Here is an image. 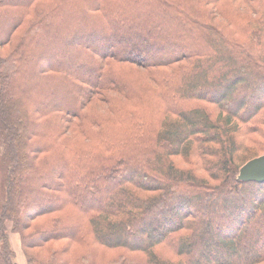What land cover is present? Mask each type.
<instances>
[{"label": "trees", "instance_id": "obj_1", "mask_svg": "<svg viewBox=\"0 0 264 264\" xmlns=\"http://www.w3.org/2000/svg\"><path fill=\"white\" fill-rule=\"evenodd\" d=\"M1 31L0 264L8 220L28 264H264V0H0Z\"/></svg>", "mask_w": 264, "mask_h": 264}, {"label": "rangeland", "instance_id": "obj_2", "mask_svg": "<svg viewBox=\"0 0 264 264\" xmlns=\"http://www.w3.org/2000/svg\"><path fill=\"white\" fill-rule=\"evenodd\" d=\"M4 29V28H3ZM89 28L86 26V29H83L82 33L85 35V40L87 41H90L92 45H96L98 46V43L100 44L102 41H104V39H106L107 37L104 35V34H98L97 37H92V36H89ZM137 34H140L143 36V32H142V29L140 28H137ZM2 31L0 32V38L2 37ZM106 34V32H105ZM77 35V34H76ZM100 35H102V37H100ZM137 37H139L137 35ZM97 38V39H96ZM134 44H138V45H141L142 42L140 39L134 41ZM124 47L125 50H129L130 48H133V45H132V42H128L127 40L125 41V44H124ZM4 50H7V49H4ZM4 50L2 51V53L4 52ZM56 50V48L54 49ZM57 53H51L49 56H46L44 58H41L39 59L38 58V65H46L47 63H64L66 62V58H64L63 56H66L65 54H67L68 56H71V58L73 57V59H80V60H86L85 57H83L82 55L78 54L76 49L73 48V47H66L65 51L62 52V49H60L59 51H56ZM72 59V60H73ZM77 65V64H75ZM92 66H89L88 65V68H90ZM151 111V109H149ZM152 116H153V111L152 113H150L148 119L151 121L152 119ZM119 117H123L124 118V113L120 112L119 114ZM118 117V119H119ZM117 119V120H118ZM121 119L119 121H115V125H114V129L116 130V127L118 125V122H120ZM117 131V130H116ZM117 133L120 135H123L125 133V130H120V132L117 131ZM112 138V137H111ZM262 154V153H261ZM260 155V154H259ZM176 159L178 160V162L182 163V160L180 158V156H177ZM263 192V191H262ZM261 197V196H260ZM11 226H12V222L10 220L6 221V227H7V232H8V237H9V240H10V245L14 251V257H13V260H14V264H28L27 262V257H26V254H25V251L22 247V244H21V237L19 235V233L17 231H13L11 229ZM99 253V256H101L100 254V251H98ZM195 257H198V256H195ZM33 264H37L36 262L33 263Z\"/></svg>", "mask_w": 264, "mask_h": 264}, {"label": "water", "instance_id": "obj_3", "mask_svg": "<svg viewBox=\"0 0 264 264\" xmlns=\"http://www.w3.org/2000/svg\"><path fill=\"white\" fill-rule=\"evenodd\" d=\"M237 179L264 182V153L248 159L238 170Z\"/></svg>", "mask_w": 264, "mask_h": 264}]
</instances>
